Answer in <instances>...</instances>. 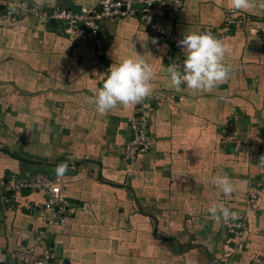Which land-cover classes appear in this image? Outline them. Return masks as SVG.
Returning a JSON list of instances; mask_svg holds the SVG:
<instances>
[{"label":"crops","instance_id":"1","mask_svg":"<svg viewBox=\"0 0 264 264\" xmlns=\"http://www.w3.org/2000/svg\"><path fill=\"white\" fill-rule=\"evenodd\" d=\"M99 0H0L42 11L94 9ZM261 0H258V3ZM0 10V256L43 252L65 264H253L264 261V9L233 11L228 0H183L161 24L179 36L212 33L229 43V79L211 92L170 86L167 67L184 54L149 32L139 18L101 24L102 56L81 26ZM230 12L251 18L225 27ZM8 13L14 14L13 16ZM154 69L148 98L149 151L123 159L129 121L139 104L101 115L88 103L111 64L135 55ZM237 134L241 139L234 142ZM16 155L15 156H13ZM67 164L63 178L55 168ZM55 178L70 201L64 224H47L42 192H7L11 179ZM227 175L225 196L212 181ZM256 203L247 204L249 194ZM238 214L227 222L208 209ZM243 223L238 237L227 225Z\"/></svg>","mask_w":264,"mask_h":264},{"label":"built area","instance_id":"2","mask_svg":"<svg viewBox=\"0 0 264 264\" xmlns=\"http://www.w3.org/2000/svg\"><path fill=\"white\" fill-rule=\"evenodd\" d=\"M183 6V0H99L98 6L94 9L83 10L74 13L68 9H59L52 12L42 11L35 8L22 7L20 4H10L6 7L15 9L18 14L37 18L42 22L57 21L64 25L68 34H76L82 26L87 35L92 39L96 56L100 57L103 53L101 34V24L107 19H121L126 17L139 18L142 25L149 31L159 36L162 40L171 41L177 49L178 41L183 37L175 32H168L161 24L168 17V13L178 12ZM5 7V8H6ZM11 13H8L10 16ZM12 16L14 14H11ZM225 27H241L252 31V28L246 25L251 24V18L239 13L230 12L224 20ZM149 99H145L136 109V113L129 121L130 137L125 143L123 150V159L125 161H134L139 156L146 154L150 145L148 142L149 133ZM21 189H31L42 192L44 201L40 208L47 224L54 221L64 224L67 214L70 213V201L63 191V187L55 178L45 175H36L28 183L17 182L11 178L5 184L7 192ZM256 203V196L249 194L247 204ZM243 223H230L227 225L228 231L235 237L240 236L245 231ZM42 233L36 236V239L42 241L43 252L39 258H33L28 251H15L11 253L13 264H65L63 260H56L43 242ZM253 264H264L259 257L252 259Z\"/></svg>","mask_w":264,"mask_h":264},{"label":"clouds","instance_id":"3","mask_svg":"<svg viewBox=\"0 0 264 264\" xmlns=\"http://www.w3.org/2000/svg\"><path fill=\"white\" fill-rule=\"evenodd\" d=\"M42 6L43 0H35ZM264 9V0H228V7L233 11ZM184 59L182 64H170L166 71L170 86L176 91L185 85L190 92H211L226 82L231 73V66L226 63V57L231 54L229 43L216 38L212 33H190L184 35L178 42ZM153 66L147 63L141 55L129 57L119 63L111 64L101 88L94 96L88 98L96 112L104 115L117 108L118 105L130 108L142 103L153 93ZM264 163V155L259 158ZM68 171L67 164H59L55 168L56 177L63 178ZM212 183L225 196H230L234 189L227 175L215 178ZM208 212L211 218L225 222L234 220L238 214L223 204H213ZM5 258L0 256V264Z\"/></svg>","mask_w":264,"mask_h":264},{"label":"rangeland","instance_id":"4","mask_svg":"<svg viewBox=\"0 0 264 264\" xmlns=\"http://www.w3.org/2000/svg\"><path fill=\"white\" fill-rule=\"evenodd\" d=\"M251 23H252V20H251ZM246 26H247V27H250L249 24H247ZM234 137H236V139H232V140H233L234 142H236V143H239L240 140H242L239 134H237V136H234Z\"/></svg>","mask_w":264,"mask_h":264},{"label":"water","instance_id":"5","mask_svg":"<svg viewBox=\"0 0 264 264\" xmlns=\"http://www.w3.org/2000/svg\"><path fill=\"white\" fill-rule=\"evenodd\" d=\"M0 10H5V6L4 5H0Z\"/></svg>","mask_w":264,"mask_h":264},{"label":"trees","instance_id":"6","mask_svg":"<svg viewBox=\"0 0 264 264\" xmlns=\"http://www.w3.org/2000/svg\"><path fill=\"white\" fill-rule=\"evenodd\" d=\"M49 23H50V22H49ZM55 23H57V21H55ZM50 24H51V23H50ZM13 156H15V157H16V155H14V154H13Z\"/></svg>","mask_w":264,"mask_h":264}]
</instances>
